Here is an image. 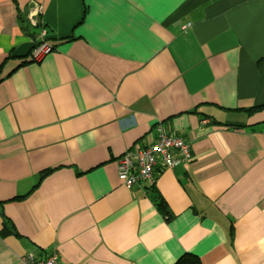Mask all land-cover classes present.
<instances>
[{"label": "crops", "instance_id": "crops-1", "mask_svg": "<svg viewBox=\"0 0 264 264\" xmlns=\"http://www.w3.org/2000/svg\"><path fill=\"white\" fill-rule=\"evenodd\" d=\"M0 67V264H264V0H0ZM159 125L169 221L118 177Z\"/></svg>", "mask_w": 264, "mask_h": 264}, {"label": "built area", "instance_id": "built-area-1", "mask_svg": "<svg viewBox=\"0 0 264 264\" xmlns=\"http://www.w3.org/2000/svg\"><path fill=\"white\" fill-rule=\"evenodd\" d=\"M53 47L41 43L33 51L34 59L40 60ZM157 136L148 145L128 149L118 159V177L127 188L141 186L144 189L156 184V170L174 168L193 159L191 143L184 137L168 132L162 125ZM26 264H61L57 251L47 258L36 260L31 255L24 258Z\"/></svg>", "mask_w": 264, "mask_h": 264}, {"label": "trees", "instance_id": "trees-1", "mask_svg": "<svg viewBox=\"0 0 264 264\" xmlns=\"http://www.w3.org/2000/svg\"><path fill=\"white\" fill-rule=\"evenodd\" d=\"M20 19H22L21 16H20ZM37 47H38V45L37 46L35 45V46H33L32 49H36ZM9 57H15V55H13L12 52H11ZM28 62L29 61H24L21 65H24V64H26ZM0 80H2V78H0ZM253 110H254V108L253 109H249L248 112H252ZM237 126H240V125H237ZM52 171H53V169H47V170L43 171L41 173V175H40V181ZM154 189H155V185L149 187V190H151V193H154V201L156 202L160 212L169 221L172 218V215H171V213L168 210L166 201L160 194L155 192L156 190H154ZM4 224L6 226L9 225V222H8L7 219H4ZM174 264H203V263H202L201 259L199 258V256H197L196 254L184 253Z\"/></svg>", "mask_w": 264, "mask_h": 264}, {"label": "rangeland", "instance_id": "rangeland-1", "mask_svg": "<svg viewBox=\"0 0 264 264\" xmlns=\"http://www.w3.org/2000/svg\"><path fill=\"white\" fill-rule=\"evenodd\" d=\"M27 24H28V27H29V28H32V27L30 26V24H29V23H27Z\"/></svg>", "mask_w": 264, "mask_h": 264}]
</instances>
